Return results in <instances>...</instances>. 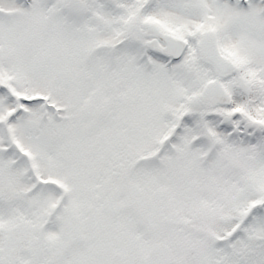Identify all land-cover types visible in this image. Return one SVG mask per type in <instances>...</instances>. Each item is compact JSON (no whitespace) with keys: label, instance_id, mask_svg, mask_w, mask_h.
I'll return each mask as SVG.
<instances>
[{"label":"snow or ice","instance_id":"1","mask_svg":"<svg viewBox=\"0 0 264 264\" xmlns=\"http://www.w3.org/2000/svg\"><path fill=\"white\" fill-rule=\"evenodd\" d=\"M0 264H264V0H0Z\"/></svg>","mask_w":264,"mask_h":264}]
</instances>
